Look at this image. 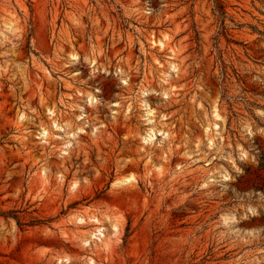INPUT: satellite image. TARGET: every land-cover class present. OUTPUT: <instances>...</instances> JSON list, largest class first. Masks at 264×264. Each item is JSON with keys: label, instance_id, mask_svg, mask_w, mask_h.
<instances>
[{"label": "rangeland", "instance_id": "rangeland-1", "mask_svg": "<svg viewBox=\"0 0 264 264\" xmlns=\"http://www.w3.org/2000/svg\"><path fill=\"white\" fill-rule=\"evenodd\" d=\"M0 212V264H264V0H0Z\"/></svg>", "mask_w": 264, "mask_h": 264}, {"label": "bare ground", "instance_id": "bare-ground-1", "mask_svg": "<svg viewBox=\"0 0 264 264\" xmlns=\"http://www.w3.org/2000/svg\"><path fill=\"white\" fill-rule=\"evenodd\" d=\"M4 27L5 30H7L8 32H11L13 30V26H12V22L9 21L7 23H4ZM164 38H166V35H164ZM164 38H159V39H155L152 40V44L158 46L159 48H165L166 46V41ZM174 53V51H173ZM79 58V56L76 53H71L69 55V59L71 60H77ZM170 60L167 63V66L165 67L160 61H158V64L161 67H165V70L163 71V76L161 79V82L163 84H169L170 83V78L173 76V74H175L178 71V65L176 64L175 61H173V55H169ZM90 66L92 67V72L97 71L98 70V65H97V60L94 56H91L88 60ZM117 73H119L120 75L124 76V78L122 79V84L127 85L128 84V77L125 75L124 71L122 68H118L117 69ZM150 89L147 86H144L140 89V100H141V107L144 109V114L147 116V119L151 122L153 121V117L155 116V110L152 106H150L148 100L145 98L148 94H149ZM98 89L94 90V91H89L87 93H85V101L86 103L90 104V105H94L96 103H98ZM161 94L165 97H169V91L164 89L162 90ZM119 102L115 101L113 102V106H119ZM80 109V113L77 115V118L79 120L85 119L86 117V113L84 111V107L80 106L78 107ZM130 107L129 105L127 106V110H129ZM48 113L51 116H56L57 113L55 111V109H48ZM211 114H212V121L209 122V124L206 127V132L207 134V140H208V145L209 147H211L214 143H215V137L217 134H220L221 132L218 130L222 128L223 125V118L221 116V114L219 113V109L214 105L212 107L211 110ZM162 117L165 118V115H163ZM20 118L24 119V115L21 114ZM85 121H82V123L84 124ZM53 126L56 130H65V127L63 124H60L57 121V118H54L52 120ZM84 126H78L75 128V131L68 133V137L69 139H67L64 142L65 148L67 149L70 144H71V137H75V135L77 133L80 132H84ZM211 130V133H209V131ZM41 137H47V135L49 134V131L46 129V127H41V131H40ZM158 134H163L167 140L169 138V131L162 129V128H156L154 126L148 127L145 130L144 136L142 137V139L144 140L145 143H149L152 144L154 139L157 138ZM57 136H60L59 134H56ZM66 149L64 150V153H67ZM135 178L132 175L126 176L122 179H118L116 181H114V183H128L131 182L132 180H134ZM77 184L76 182H74V184L72 185L73 187H75ZM76 220H78V222L80 223H86L87 221H92L93 224L95 225L94 228L92 230H90L83 238V241L85 244H89V242L91 240L93 241H98V242H104V238L106 237V231H108V225H106V220L102 221L101 219H99L97 216L95 215H90L87 217H84L83 215H76L75 216ZM107 223L109 224V227L112 230V234H117L118 230H119V226L116 222L107 220ZM65 258V257H64ZM264 258V257H263ZM68 258H65L64 260H67ZM89 262L90 264H94L93 260L91 258H89Z\"/></svg>", "mask_w": 264, "mask_h": 264}, {"label": "trees", "instance_id": "trees-1", "mask_svg": "<svg viewBox=\"0 0 264 264\" xmlns=\"http://www.w3.org/2000/svg\"><path fill=\"white\" fill-rule=\"evenodd\" d=\"M217 2H218V1H217ZM217 2H216V3H217ZM0 213H4V212H0Z\"/></svg>", "mask_w": 264, "mask_h": 264}]
</instances>
